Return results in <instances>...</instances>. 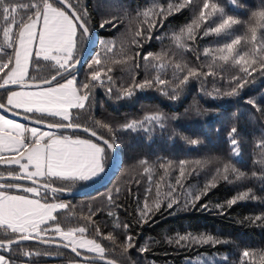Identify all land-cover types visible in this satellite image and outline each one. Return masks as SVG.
Wrapping results in <instances>:
<instances>
[{
  "label": "snow or ice",
  "instance_id": "1",
  "mask_svg": "<svg viewBox=\"0 0 264 264\" xmlns=\"http://www.w3.org/2000/svg\"><path fill=\"white\" fill-rule=\"evenodd\" d=\"M243 8L245 5L241 0H227V6L220 0H168L166 5L153 2L136 11L135 17L129 21L131 39L121 42L118 51L115 40L100 41L101 51L88 64L85 79L78 82L72 70L80 63L77 58L78 43L90 35L91 20L87 8L80 7V0H0V89H8L10 85H18L22 89L9 91L6 99L11 108L0 103V109L11 111L12 108H22L26 113L59 117L62 121L47 124L49 129L56 131L42 132L39 128H29L0 115V164L16 165L19 168V171L0 172V180L28 179L36 185L38 182L34 178H47L43 184L32 187L0 183L2 252H13V246L16 245L23 257L38 256L42 254L40 251L29 250L22 246V242L38 240L48 245L54 243L51 237H58L61 242L59 246L70 249L77 257L82 256L83 264H95L96 261L102 264H130V252L136 248V243L133 236L127 233L130 227L128 223L121 225L118 217L114 219L113 228L122 227L125 230L122 241L112 232H101L93 220L97 212L91 208L87 215L78 217L85 221L84 224L64 227L56 213L67 210L64 223L71 224L76 212L68 203H49L46 199L42 202L32 197H40L41 188L52 193L65 191L64 187L53 186L56 180L74 184L100 176L105 171L106 151L116 147L117 131H149L148 126H159L161 129L166 127L167 118L159 112L145 114L142 119L131 120L116 129L109 123L95 121L97 127L109 134L108 138L87 125L73 122L72 110L89 109L95 88H104L110 97L115 94L117 100L131 99L137 92L148 90L158 91L170 100H177L186 86L196 80L201 83L202 91L216 99L238 96L256 76L264 77V0L254 10H249L247 19H242L238 12L233 11ZM185 9L191 10L193 16L178 31L169 34L170 47L159 52H144L145 43L153 39V31L163 27L168 17ZM119 23L117 17L112 16L102 18L99 27L117 29ZM132 24H135V29L131 27ZM200 41H207L202 48ZM133 46L135 51L130 52ZM194 49L195 64L184 58V53ZM115 66H120L121 71L128 74L130 82L117 85V78L112 75ZM141 67L144 78L137 80L139 73L132 69ZM30 68L36 73L47 70L49 76H30ZM119 79L123 81L124 77ZM209 83L212 85L211 90L207 89ZM41 85L49 87L41 88ZM33 87L37 91L23 90ZM249 103L256 111H262L255 101ZM34 122L42 124L45 121L37 118ZM61 129L82 130L95 137L96 142L58 134ZM183 139L194 147L200 144L198 139ZM228 141L230 155L239 157L241 149L235 126L228 132ZM255 147L259 152L253 164L259 171L254 170L250 174L237 168L231 159L221 161L218 157L194 161L182 159L178 162L165 159L158 165L147 159L138 160L141 174L147 176L149 182L143 200L138 196L136 198L139 223H148L162 208L190 209L199 204L207 210L211 205L201 204L200 201L221 182L242 184L248 180H257L264 187V139H260ZM210 166L214 167V171L202 187H186L188 179L198 176ZM158 170H162V174L154 179ZM174 172L178 174L173 183ZM9 189L22 190L32 194V197L12 194ZM119 192V188L115 189L116 195ZM106 199L110 205H115L112 192ZM258 199L264 202V198H258L252 188H247L214 207L230 209L238 202ZM108 215L115 214L109 211ZM245 219L251 223H264V213ZM90 227L95 230L92 238L86 235ZM45 236L50 238L45 239ZM96 237L108 241L109 247L106 248ZM173 242L179 246L229 243L213 234L193 232L168 238L167 243ZM137 250L145 253L149 251V245L145 244ZM108 253L118 258H110ZM0 264L16 262L0 254ZM69 264L79 262L70 261ZM239 264H264V249H243Z\"/></svg>",
  "mask_w": 264,
  "mask_h": 264
},
{
  "label": "trees",
  "instance_id": "2",
  "mask_svg": "<svg viewBox=\"0 0 264 264\" xmlns=\"http://www.w3.org/2000/svg\"><path fill=\"white\" fill-rule=\"evenodd\" d=\"M153 2L166 5L168 0H80V7H86L91 16L89 27L93 44L83 65L73 71L78 82L85 79L88 64L91 63L96 53L101 51L100 41L115 40L118 51L121 42L131 39L128 31L129 21L135 17L136 11L150 6ZM220 2L227 6V0H220ZM241 2L245 8L233 9V11L238 12L242 19H247L249 10H254L261 0H241ZM112 16L117 17L120 21L118 28L101 29L99 27L101 19ZM192 16L193 12L185 9L168 17L163 27H158L153 31V39L145 43L144 52H159L162 49H168L171 45L169 34L178 31L180 27L187 24ZM131 27L135 29V24H132ZM157 36L161 38L156 39ZM86 41L84 39L78 43L77 58L83 52ZM206 42L200 41V47L202 48ZM129 51H135L134 46ZM184 58L190 63H197L195 49L184 53ZM141 65H143V61H141ZM132 70L139 73L137 80L144 78L143 67ZM6 71L7 69H5ZM33 71L32 68L31 72ZM112 75L117 78V85L122 82H130L128 74L122 72L120 66H115ZM44 76H49V73L47 72ZM120 77H124V80L119 79ZM211 87L212 85L209 83L207 89L211 90ZM11 89L0 90L2 103L6 104L7 92ZM249 101H255L262 111H256ZM153 112L162 113L167 118L164 129L159 126H148L149 131L116 132V148L122 161L118 168L113 170L106 183L83 194L66 197L45 190L40 199L50 201L60 197L76 212V217L72 218L71 224L64 223L67 210H60L56 213L64 227L84 224L85 221L79 220L78 217L82 214L87 215L91 208L97 212L93 220L99 225L101 232L104 234L112 232L122 241L125 230L122 227L114 229V219L118 217L121 225L128 223L130 227L127 229V233L133 236L136 243V248L130 252V264H204V262H208V264H239L243 249H264V223H251L245 219L248 216L264 213V202H261L260 199L238 202L230 209L225 207L223 210L214 207L215 204L224 203L236 193L247 188H252L258 198H264V187L260 181L248 180L242 184L221 182L217 188L212 189L200 201L201 204L209 203L211 205L207 210L202 209L199 204L190 209L183 207L162 208L152 216L148 223H139L136 199L138 196L142 201L145 189L149 187L147 176L141 174L142 168L137 163L140 159H147L158 165L165 159L178 162L182 159L194 161L218 157L221 161L231 159L237 168L249 174L254 170L259 171V168L253 164V160L259 152L255 147L256 143L260 139H264V77L256 76L238 96L216 99L202 91L201 83L196 80L186 86L177 100H170L155 90L137 92L131 99L117 100L115 94L110 97L104 88L97 87L93 90L91 107L86 110L74 109L73 115L75 123L87 125L108 138L109 134L97 127L95 121L109 123L116 129L120 125L131 120L142 119L145 114ZM233 126L238 130L241 149L239 157L230 155L228 132ZM70 133L91 137L82 132ZM184 137L198 139L200 144L195 147L191 146L183 139ZM110 158L111 150H107L106 168ZM10 167L11 165L0 164V172L6 173ZM213 171L214 167L210 166L198 176H192L186 181V187H202ZM160 174H162V170H158L154 179H158ZM177 174L178 172L172 174L173 183ZM137 180L140 181L139 184L136 183ZM89 184L87 183L85 186ZM57 185L55 183V186ZM117 188L120 189L118 195L115 194ZM152 188L154 195V185ZM9 190L23 192L16 189ZM110 192L114 194L115 205H110L106 199ZM109 211L115 215L109 216ZM186 232L213 234L229 241V243L215 246L198 244L179 246L174 242L167 243L168 238ZM87 235L95 236L94 227L89 228ZM96 238L106 248L109 247L108 241L103 240L102 237ZM145 244L149 245V251L140 253L137 249ZM22 246L32 251H40L42 254L23 257L19 254V247L16 245L13 246V252L4 254L14 260L16 264L49 260H60L63 264H68L69 260L78 258L72 252L61 247L36 242H25L22 243ZM56 252L60 256L53 255ZM108 255L110 258H118L112 253H108Z\"/></svg>",
  "mask_w": 264,
  "mask_h": 264
},
{
  "label": "rangeland",
  "instance_id": "3",
  "mask_svg": "<svg viewBox=\"0 0 264 264\" xmlns=\"http://www.w3.org/2000/svg\"><path fill=\"white\" fill-rule=\"evenodd\" d=\"M31 70H32V68H30L29 69V75L30 76H32V75H38V76H44L46 73H47V70H45V71H43V72H41V73H36L35 71H33V72H31ZM61 82H63V81H61ZM54 84L55 83H53V86H54ZM46 87H49V85L48 86H42L41 88H46ZM20 90H22L21 89V87H16V88H12L11 90H9V91H20ZM24 91H37V89L36 88H25V89H23ZM8 91V92H9ZM7 92V93H8ZM6 101V104H7V99L5 100ZM9 107H11L10 105H8ZM13 109H15V110H19V111H21L22 113H24V114H27V115H30L31 117H35V118H40V119H43L44 121H48V122H51V123H59V122H62L61 121V119L59 118V117H52V116H47V115H45V116H40V114L39 113H26L25 111H24V109H22V108H13ZM72 112H74V109L72 110ZM0 115H2V116H5L7 119H9V120H13V121H15L16 123H19V124H23V125H25V126H27V127H29V128H32V127H36V128H39L42 132H47V131H56V130H51V129H47V128H42V127H39V126H35V125H32V124H29V123H26V122H22V121H20V120H17V119H14V118H12V117H10V116H8L7 114H5L2 110H0ZM73 117H74V115H73ZM73 122H74V120H73ZM66 123V122H65ZM70 132H73V131H60L59 130V132H58V134H62V135H68V136H73L74 138L75 137H80V138H82V139H92L94 142H96V139H94V138H92V137H88V136H85V135H80V134H78V133H75V134H72V133H70ZM29 142H30V140H29ZM5 155H9L8 153H5ZM119 158H121V156H120V154L118 153V159ZM10 170L9 171H19V168H18V166H16V165H11V167L9 168ZM105 171H106V167H105ZM105 171L102 173V174H100V176H98V177H95V178H93L92 180H89V181H78V182H76V183H74V184H71L70 182H67V181H59V180H56V181H53V184L55 185V183H56V185L57 184H59V185H57V186H59V187H64L65 189H75V188H80V187H83V186H85V184H89V183H91V182H94V181H96V179L98 180L99 178H101L102 176H103V174L105 173ZM34 179H36V180H39V181H46V179L47 178H34ZM0 183H17V184H21V185H23V186H25V187H32V186H37V185H34V184H31V183H28V182H23V181H0ZM10 192H14V191H10ZM44 193H45V190L43 189V188H41V195H44ZM28 195V196H30V197H32V194H29V193H23L22 192V195ZM32 198H37V199H40L41 197H32ZM42 200V202H44V200L43 199H41ZM65 202L63 199H61L60 197H57V198H53L52 200H50V201H47V202H49V203H51V202ZM66 203V202H65ZM87 235V234H86ZM88 236V235H87ZM89 238H92V237H90V236H88ZM44 238H46V239H48V238H50L49 236H45ZM53 240H57V241H60L59 240V238L58 237H51ZM28 242H32V241H28ZM66 250V249H65ZM68 251V250H67ZM80 251H82L83 252V250H80ZM0 254H4V252H2V250H0ZM85 254H88V253H85ZM5 255V254H4ZM53 255H56V256H60L59 254H58V252H56V254H53ZM90 255H92V254H90ZM70 261H75V262H79V264H83V259H80V258H76V259H71V260H69L67 263L69 264V262ZM24 263H26L27 261H23ZM30 264H63L60 260H49V261H45V262H36V263H30ZM95 264H102V262H95Z\"/></svg>",
  "mask_w": 264,
  "mask_h": 264
},
{
  "label": "water",
  "instance_id": "4",
  "mask_svg": "<svg viewBox=\"0 0 264 264\" xmlns=\"http://www.w3.org/2000/svg\"><path fill=\"white\" fill-rule=\"evenodd\" d=\"M86 40H87V41H86V46H85L83 52L81 53V55L78 57V59L80 60V63H79V64L77 65V67H76L75 69H73L72 71H74V70H76L78 67L82 66L83 63H84V61H85V59H86V57H87L88 54L90 53V49H91L92 44H93V37H92L91 33H90V35L86 38ZM53 83H55V82H53ZM42 86H48V85H41V87H42ZM16 87H20V86H18V85H10L8 88H16ZM0 90H2V89H0ZM0 103H2V102L0 101ZM5 105H6V104H5ZM6 107H7V108H11V107H9L8 105H6ZM0 110H2L5 114H7L8 116H10V117H12V118H14V119H17V120H20V121H22V122H26V123H29V124H32V125H35V126H39V127H42V128H47V129H49V128L47 127V124L51 123V122L45 121V122L42 123V124H36L34 121H35V119H37V118H35V117H31L30 115H27V114H24V113H22V112H19V111L13 109V108H12L11 111H7L6 109H0ZM26 116L29 117V118L26 119V118H25ZM51 130H55V129H51ZM60 131H73V132L76 131V132H82V133H84L82 130H75V131H74V130H72V129H61ZM85 134L90 135L89 133H85ZM98 134H99V133H98ZM93 138H95V137H93ZM95 139H96V138H95ZM101 143H102V142H101ZM121 161H122L121 158L118 159V151H117V148L115 147V149L111 150V158H110L109 164H108V166H107V168H106L105 173L103 174V176H102L101 178H99L98 180H96L95 182H93V183H91V184H89V185H87V186H84V187H81V188H75V189H66V190L63 191V192H56L55 194H58V195L63 196V197H66V196L79 195V194H83V193H85V192L91 191V190L95 189L96 187H98V186H100V185L106 183V182L109 180V178L111 177L113 170H115L116 168H118V166L121 164ZM0 181H13V180H0ZM19 181L28 182V183L33 184L32 180H28V179L19 180ZM37 182H38V183L36 184L37 186H38L39 184H43V183H44V181H39V180H37ZM53 186H54V187H58V186H55V185H53ZM45 239H46V238H45ZM25 242H28V241H24V242H22V243H25ZM32 242H36V243L42 244V243H40L38 240H33ZM60 243H61L60 241L54 240V243H52V244H48V246L61 247V246H59ZM43 245H45V244H43ZM61 248H63V247H61ZM64 249H65V248H64ZM66 250H68V251L71 252L70 249H66ZM73 254H74V253H73ZM83 254H85V253H83ZM86 255H90V254H86ZM78 258L83 259L82 256H81V257H78ZM97 262H100V261H97Z\"/></svg>",
  "mask_w": 264,
  "mask_h": 264
},
{
  "label": "crops",
  "instance_id": "5",
  "mask_svg": "<svg viewBox=\"0 0 264 264\" xmlns=\"http://www.w3.org/2000/svg\"><path fill=\"white\" fill-rule=\"evenodd\" d=\"M7 98V97H6ZM8 191H10V190H8ZM12 194H20V195H22V192H11ZM24 193V192H23ZM24 195V194H23ZM30 264V263H29Z\"/></svg>",
  "mask_w": 264,
  "mask_h": 264
}]
</instances>
